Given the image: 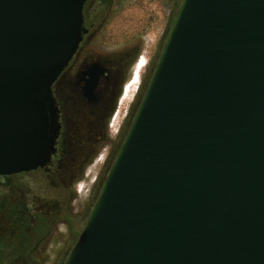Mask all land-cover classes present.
I'll list each match as a JSON object with an SVG mask.
<instances>
[{"label": "water", "instance_id": "95a60500", "mask_svg": "<svg viewBox=\"0 0 264 264\" xmlns=\"http://www.w3.org/2000/svg\"><path fill=\"white\" fill-rule=\"evenodd\" d=\"M87 0H0V177L45 168ZM63 264H264V0H181Z\"/></svg>", "mask_w": 264, "mask_h": 264}, {"label": "flooded vegetation", "instance_id": "af4514ba", "mask_svg": "<svg viewBox=\"0 0 264 264\" xmlns=\"http://www.w3.org/2000/svg\"><path fill=\"white\" fill-rule=\"evenodd\" d=\"M140 5V0L85 2L78 49L51 86L57 131L50 161L43 169L0 177V180L10 181L34 173L43 175L53 188L63 194L65 201L70 197L69 204L74 207L81 195L72 194L74 183L83 175L89 177L93 173L87 169L88 164L101 152L103 159L95 163L103 162V166L92 180V186L85 190L89 199L94 198L99 176L122 142L155 67L157 52H161V39L157 42L151 40V22L142 14ZM141 61L144 66L139 68ZM135 79L137 87L132 88L124 99ZM23 199L27 201L26 196ZM24 201L22 206H25ZM13 207L8 204L3 210L10 233L5 238L0 237V241H4L6 251L11 255L18 250L22 252H17V257L32 253L19 261H14V255L11 259L13 264H36L35 256L50 250L47 241L50 219L39 215L33 224L29 209L13 210ZM18 211L22 215L20 219L14 214ZM38 226L44 229L41 245L32 251L33 236L30 232ZM25 229L28 233L21 238ZM13 237L16 240L12 246L10 241Z\"/></svg>", "mask_w": 264, "mask_h": 264}, {"label": "rangeland", "instance_id": "374dc122", "mask_svg": "<svg viewBox=\"0 0 264 264\" xmlns=\"http://www.w3.org/2000/svg\"><path fill=\"white\" fill-rule=\"evenodd\" d=\"M140 2V8L143 10L142 14L144 17H148L151 22L152 34L150 38L156 42L161 39L159 47L162 49L181 0H140ZM163 31L164 34H162ZM158 52L160 55V50H158ZM158 52L157 60L159 58ZM118 149L119 147L114 153H112V156L109 157V160L104 167V172L100 174L97 182L99 187L96 195L92 199L88 198V193H86L85 190H88L92 186V180L100 173L103 163H95V161L102 153L100 152L94 160L88 164L87 169L93 171V173L89 175V177L83 175L81 179L74 183L72 194H75V196L76 186L78 184L84 185L83 191L78 197V202L74 207H71L69 204L70 197L69 201H65L63 194H61L58 189L53 188L43 175L34 173L27 176L12 178L10 181L0 180V237L5 238L8 232L10 233V231H8L9 228L7 227L6 218L3 212L5 205L10 204L11 206H14L13 210H22V208L23 210L29 209V216H31V222L33 224L37 219L36 217L39 215L49 217L51 223L50 228L47 230V241L50 246V250L48 253L41 256H35V260L37 261L36 264H63L87 221ZM24 196L27 197V201H24ZM22 201H24L25 206L21 205ZM14 214L18 219L22 218L20 211L15 212ZM43 230L44 229L42 227L38 226L35 230L30 232L31 236H33L31 238V244H33L31 245V249H33L32 251L40 248ZM23 232L26 236L28 230L25 229ZM11 235L13 236V232ZM13 239L10 241L12 246L14 244ZM28 247L29 245L25 248V250H27ZM17 252L22 251L18 250L12 255L9 254L6 251L4 241H0V260H6V264H13L14 261L26 259L32 254H28L26 257H17ZM14 255H16V257L12 262L11 259ZM14 264H16V262Z\"/></svg>", "mask_w": 264, "mask_h": 264}, {"label": "bare ground", "instance_id": "6f19581e", "mask_svg": "<svg viewBox=\"0 0 264 264\" xmlns=\"http://www.w3.org/2000/svg\"><path fill=\"white\" fill-rule=\"evenodd\" d=\"M143 66H144V62L141 61V62L139 63V68H142ZM135 87H137V80H136V79L130 84L129 88H128L127 91H126V95H125L124 99L128 96V94H130L132 88H135ZM134 92H135V91H134ZM126 99H127V98H126ZM125 101H126V100H125ZM125 101H124V102H125Z\"/></svg>", "mask_w": 264, "mask_h": 264}, {"label": "built area", "instance_id": "2783aa9c", "mask_svg": "<svg viewBox=\"0 0 264 264\" xmlns=\"http://www.w3.org/2000/svg\"><path fill=\"white\" fill-rule=\"evenodd\" d=\"M98 159H103V155L101 154V155H99L98 157H97V159L96 160H98ZM101 163H103V162H101ZM83 188H84V185L83 184H78L77 186H76V193L78 194V195H80L81 194V192L83 191Z\"/></svg>", "mask_w": 264, "mask_h": 264}, {"label": "trees", "instance_id": "16d2710c", "mask_svg": "<svg viewBox=\"0 0 264 264\" xmlns=\"http://www.w3.org/2000/svg\"><path fill=\"white\" fill-rule=\"evenodd\" d=\"M27 219V218H26ZM20 237L21 238H24L25 237V235L22 233L21 235H20ZM16 240V238L14 239V241ZM6 260H0V264H6V262H5ZM3 262H5V263H3ZM9 262V261H8ZM7 262V263H8Z\"/></svg>", "mask_w": 264, "mask_h": 264}]
</instances>
